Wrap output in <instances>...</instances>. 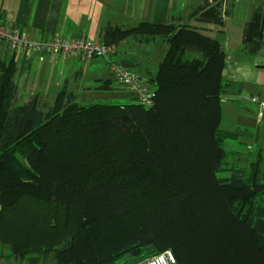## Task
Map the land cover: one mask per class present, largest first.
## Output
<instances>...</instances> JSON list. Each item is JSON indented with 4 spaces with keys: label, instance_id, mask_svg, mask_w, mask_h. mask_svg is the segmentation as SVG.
<instances>
[{
    "label": "trees",
    "instance_id": "obj_1",
    "mask_svg": "<svg viewBox=\"0 0 264 264\" xmlns=\"http://www.w3.org/2000/svg\"><path fill=\"white\" fill-rule=\"evenodd\" d=\"M224 3L202 0L188 20L221 29ZM250 17L241 42L254 56L264 48L262 8ZM181 22L101 31L106 46H168L148 108L82 105L66 90L51 104L19 103L17 69L0 62V242L15 259L142 264L171 251L175 264H264L263 157L248 169L227 163L223 142L239 136L220 130L223 48Z\"/></svg>",
    "mask_w": 264,
    "mask_h": 264
},
{
    "label": "crops",
    "instance_id": "obj_2",
    "mask_svg": "<svg viewBox=\"0 0 264 264\" xmlns=\"http://www.w3.org/2000/svg\"><path fill=\"white\" fill-rule=\"evenodd\" d=\"M201 1L0 0V24L20 29L29 40L62 37L101 41V31L109 25L132 29L139 23L168 25L173 18H180V25L197 28L221 44L225 56L222 79L230 86L221 98L220 126L227 120L226 128L222 130L247 137L254 142L258 155L263 157L264 113L262 117L258 115V108L251 103V98H264V48L257 55H248L242 49L241 38L242 28L250 20L252 11L260 7L264 12V0H225L224 6L230 15L225 18L221 29L188 20ZM128 40L115 47L116 53L110 60L86 61L62 55L42 57L37 53L16 52L0 44V62L13 61L17 69L14 79L19 91L18 101L22 103L40 96L51 104L63 90L76 95V101L85 105L113 100L124 104L136 103L135 95L119 86L109 73L111 62L127 71H135L138 67L139 84L143 88L144 84L151 85L150 90L153 91L151 80L168 46L161 39L150 40L147 44L140 43L138 39H132L133 42ZM151 45H160V53L152 54ZM104 81L109 82L112 90L96 91ZM10 261L0 257V264H10Z\"/></svg>",
    "mask_w": 264,
    "mask_h": 264
},
{
    "label": "built area",
    "instance_id": "obj_3",
    "mask_svg": "<svg viewBox=\"0 0 264 264\" xmlns=\"http://www.w3.org/2000/svg\"><path fill=\"white\" fill-rule=\"evenodd\" d=\"M0 44L6 45L10 50L16 52L37 53L42 57L64 56L69 59L94 60L104 59L110 60L116 53L115 46L104 45L100 40L64 39L62 37H49L46 40H29L25 33L20 29L0 24ZM109 73L114 77L116 83L123 89L129 90L135 95L137 103L145 108L150 107L153 100V91H149L139 84L138 77L127 71L121 65L111 62ZM251 103L258 108V115L262 117L264 113V98L259 100L251 98ZM176 260L171 251H166L151 257L142 264H175Z\"/></svg>",
    "mask_w": 264,
    "mask_h": 264
},
{
    "label": "rangeland",
    "instance_id": "obj_4",
    "mask_svg": "<svg viewBox=\"0 0 264 264\" xmlns=\"http://www.w3.org/2000/svg\"><path fill=\"white\" fill-rule=\"evenodd\" d=\"M156 40L160 41V38L156 39ZM128 41L133 42L132 39H129ZM150 47H152V49L150 50L152 54H156L158 52L160 53L161 48H162L160 45H157V46L151 45ZM193 55H194V57H199L198 54L197 55L193 54ZM116 61H118V59H116ZM129 71H132L133 73L130 72L132 74L136 73V74H134L136 77L140 76L139 73L137 72L138 67L135 69V71L131 70V69H129ZM144 86H145V88H147V90L152 89L151 85L144 84ZM19 103H20V101H19ZM95 103L96 104L103 103V104H107V105H113V104H117V103L118 104H124L120 101H114V100L113 101L94 102V104ZM88 104H86V105H88ZM90 104H92V103H90ZM82 105H85V104H82ZM227 123H228L227 120L224 121V124L222 126H220V130L226 128ZM223 148L225 149L226 152L231 153V156L228 158L227 163H229L230 165L236 166V167H244V168L248 169L250 167V165L253 164V162L258 161V159H259V157H258L259 153L256 150V146H255L254 142L251 141L250 139H248L247 137H244V136H240L239 139L235 140V141H232V140L224 141L223 142ZM237 154H240V155H237ZM262 156L264 158V155H262ZM263 161H264V159H263ZM217 177L219 179H227V178H229V173H226V172L218 173ZM37 227H38L37 233H39L41 230H43L41 227V223H39ZM2 233H5V232H2ZM13 240H12L11 236H8L7 240H5V244H7V245L12 244V243H14ZM3 245L0 242V257L1 258L5 259L7 261L11 260L10 264H27L28 263L27 262L28 258H24V260H22V262L15 259L11 253H8L5 249H3V247H4ZM52 258L53 257L51 255V257L49 258V260L47 261L46 264H52L53 263Z\"/></svg>",
    "mask_w": 264,
    "mask_h": 264
}]
</instances>
